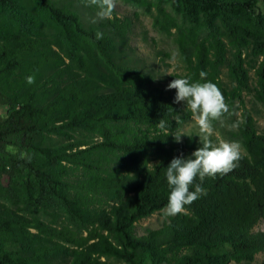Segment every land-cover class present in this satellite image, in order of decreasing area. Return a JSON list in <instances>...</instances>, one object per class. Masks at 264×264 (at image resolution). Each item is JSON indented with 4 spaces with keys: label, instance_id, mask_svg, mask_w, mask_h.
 Wrapping results in <instances>:
<instances>
[{
    "label": "trees",
    "instance_id": "obj_1",
    "mask_svg": "<svg viewBox=\"0 0 264 264\" xmlns=\"http://www.w3.org/2000/svg\"><path fill=\"white\" fill-rule=\"evenodd\" d=\"M125 1L172 37L177 78L206 72L229 107L222 119L239 113L227 138L242 159L206 177L183 213L136 234L166 208L169 163L201 147L173 138L190 111L129 59V17L100 20L86 0H0V264H229L264 252L253 231L264 219V134L243 101L264 106L260 0Z\"/></svg>",
    "mask_w": 264,
    "mask_h": 264
},
{
    "label": "clouds",
    "instance_id": "obj_2",
    "mask_svg": "<svg viewBox=\"0 0 264 264\" xmlns=\"http://www.w3.org/2000/svg\"><path fill=\"white\" fill-rule=\"evenodd\" d=\"M88 6L98 9L96 16L100 20L112 19L116 9V0H86ZM103 38L102 32L96 33V39ZM200 81H206L207 73H199ZM193 82L191 76L175 78L167 89H175V103H183L191 113L192 120L199 129V143L201 147L192 152L187 159L173 158L165 169V176L170 193L166 208L163 209L166 216H176L183 213L186 205H191L199 197L205 194L201 186L206 177L226 175L238 167L242 159V149L238 142L220 140L214 142V121L223 122L222 118L229 113V107L225 102L222 92L212 82ZM29 84L35 83L34 76L26 77ZM179 122V117H177ZM243 119L232 124L238 127ZM157 126L168 131L163 119ZM183 135L173 136L179 143ZM199 178L200 183L195 184L194 191L190 187Z\"/></svg>",
    "mask_w": 264,
    "mask_h": 264
},
{
    "label": "rangeland",
    "instance_id": "obj_3",
    "mask_svg": "<svg viewBox=\"0 0 264 264\" xmlns=\"http://www.w3.org/2000/svg\"><path fill=\"white\" fill-rule=\"evenodd\" d=\"M258 7L260 10H264L263 0L259 1ZM115 12L117 16L129 17L132 21L129 34V50L127 51L129 59L151 77L150 84L153 87L164 89L175 96V89L168 90L167 85L182 74L183 64L172 37L166 36L153 28L152 19L143 6L130 1L116 0ZM93 14L96 15V12H93ZM243 101L253 115L258 132L264 134V106L257 103L252 95L248 93H243ZM180 104L184 106L183 103ZM6 109L5 106H0L1 116L5 115ZM238 115L239 113L234 118L222 119L223 122L214 124L215 132L212 137L214 142L220 140L235 142L227 138V133L234 130L231 125L235 119L237 120ZM178 135H183L180 141L188 135L199 138V129L192 117L177 132ZM169 217L162 210L140 220L136 224V234L141 235L149 229L161 227L168 221ZM253 231L264 232V219L253 228ZM262 262H264V252L258 253L251 262H230L229 264H261Z\"/></svg>",
    "mask_w": 264,
    "mask_h": 264
}]
</instances>
